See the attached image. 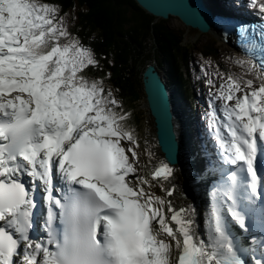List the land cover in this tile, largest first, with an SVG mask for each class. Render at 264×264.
Here are the masks:
<instances>
[{
  "label": "snow or ice",
  "instance_id": "snow-or-ice-1",
  "mask_svg": "<svg viewBox=\"0 0 264 264\" xmlns=\"http://www.w3.org/2000/svg\"><path fill=\"white\" fill-rule=\"evenodd\" d=\"M248 6L258 21L233 25L246 58L210 98L219 180L200 231L174 186L145 190L131 113L110 73L87 74L100 61L68 13L0 0V264H264V0ZM174 171L161 161L152 179Z\"/></svg>",
  "mask_w": 264,
  "mask_h": 264
},
{
  "label": "trees",
  "instance_id": "trees-1",
  "mask_svg": "<svg viewBox=\"0 0 264 264\" xmlns=\"http://www.w3.org/2000/svg\"><path fill=\"white\" fill-rule=\"evenodd\" d=\"M50 1L60 4L65 12H77L74 34L90 44L101 65L100 69H89L88 75L104 77L111 74L110 82L118 89L124 110L131 113L129 123L139 126L137 130L141 129L144 118L143 113L136 111L142 101L139 83H142L143 70L148 64L155 63L165 69L169 83H175L182 90V100L187 99L185 94L193 98L186 78L191 58L188 47L164 24L154 26L152 30L151 16L135 0ZM202 52L211 53L209 48Z\"/></svg>",
  "mask_w": 264,
  "mask_h": 264
},
{
  "label": "water",
  "instance_id": "water-1",
  "mask_svg": "<svg viewBox=\"0 0 264 264\" xmlns=\"http://www.w3.org/2000/svg\"><path fill=\"white\" fill-rule=\"evenodd\" d=\"M146 11L150 20V28L166 25L172 32L181 37L182 44L192 47L194 42H201L213 56L218 50L217 41H223L222 35L214 30L206 17L201 14L200 0H135ZM202 2V1H201ZM178 23L172 27L170 22ZM225 51V48H224ZM143 86L147 107L154 120L156 142L165 158L170 163L178 160V150L173 135V125L166 107V88L154 66H149L143 74ZM164 87V88H163Z\"/></svg>",
  "mask_w": 264,
  "mask_h": 264
},
{
  "label": "bare ground",
  "instance_id": "bare-ground-1",
  "mask_svg": "<svg viewBox=\"0 0 264 264\" xmlns=\"http://www.w3.org/2000/svg\"><path fill=\"white\" fill-rule=\"evenodd\" d=\"M223 45V44H222ZM164 88V87H163ZM165 88H166V101L171 109V112L173 114L174 117V122L176 124V131L177 132H181V134L183 135V145L185 147V152L187 154V156L189 157V160L191 162V168H190V172H191V176L193 179L194 184L192 183V181H189V185H190V192L187 194L188 192L183 191L182 186L178 185L176 188L179 191V193L185 194V201H183L182 205H179L174 199V193H172V195L170 197H167V199L171 200L172 204L176 207V208H181V207H187L189 205L194 206L197 209V225L198 227H201V231H203V226L201 225L202 223V216H201V211L203 209V206H205V198H204V193L206 191H208V183L206 180V175L211 174V172L209 170H207L203 163L200 161V159L198 158V155L196 153V151H194V147L193 144L191 142V134H190V126L192 121L194 120V117L189 114V113H185V111H183L178 105H174L171 103L170 100H173L176 96H175V92H179V90H181L180 88L177 87V89H172L171 85H169V81L166 78V82H165ZM168 93H170V96L168 95ZM179 97V96H177ZM170 98V99H169ZM151 140H153L155 147L153 148V160L152 163L145 169V171L147 172L149 168H151V170L149 172H147L146 174H141V176L145 177L146 179H149L152 183V187L151 189H149L147 186H145V190L146 191H151L154 192L156 195H160V196H164L165 193H159V191L156 188V184L158 182H164L167 185V188H172L173 184H175V182L171 181V177L168 180H163V179H156L153 180L152 179V172L154 167L161 161H164L163 158V153L161 152L160 148L157 146L158 144H156V135H155V131L152 135ZM150 144V140L148 139L146 141V145ZM208 146L211 147V145L208 144ZM190 148H191V152H190ZM162 155V156H161ZM165 162H168L165 160ZM190 162L188 161V164H190ZM157 163V164H156ZM177 161L172 162V165L177 169L180 170L181 167H183L182 165H176ZM148 165V164H147ZM197 171H199V174H197ZM176 176V175H175ZM201 181V183H200ZM185 185V183H184ZM162 192V190H160ZM157 192L159 194H157ZM178 194V193H177Z\"/></svg>",
  "mask_w": 264,
  "mask_h": 264
},
{
  "label": "rangeland",
  "instance_id": "rangeland-1",
  "mask_svg": "<svg viewBox=\"0 0 264 264\" xmlns=\"http://www.w3.org/2000/svg\"><path fill=\"white\" fill-rule=\"evenodd\" d=\"M77 18V15L75 13H68V21H69V26H71V24L74 22L73 20ZM170 22V21H169ZM170 25L172 27H179L178 23L176 22H170ZM206 40L205 39H201V42H194V45L192 47H189V52H193L192 53V59H196L197 58V54H201L200 51H202L203 47L202 45L204 44L203 42H205ZM217 41V46H218V50L216 51V53L218 54V56L222 59H225L226 61L229 59V56L226 54V52L224 51V46L226 45L223 41ZM223 44V45H222ZM188 53V51H187ZM190 63V62H189ZM227 63H229V65H231L232 67H234L230 61H228ZM213 68V65H212V60L211 59H204L202 64L200 65V72L201 74H205L209 69ZM210 74V72L208 71V75ZM208 81V80H207ZM139 83V82H138ZM139 85L141 86L140 88V92H141V96H142V102L139 104L138 107H140V110L142 113H145V123H144V130L146 131V135H145V138L142 137V139L144 138V141H145V144H146V141L149 139L150 140V144L149 145H144V141L142 142V139H141V147H139L137 149V151L140 153L144 147V149H147L149 152H152V149H151V146H153V148L155 147V144L153 142V140H151L152 138V135L155 131V126H154V120H153V117L151 116L150 112H149V109L147 107V101H146V96H145V93H144V89H143V84L142 83H139ZM145 133V132H144ZM153 144V145H152ZM143 149V150H144ZM153 155V154H152ZM140 162L142 161H149L145 151H144V155L142 156V153L140 154ZM152 163L149 162V165ZM149 165H146L147 167ZM183 167L180 168V171L179 169H177L176 171V168L177 167H174L173 168L175 169L174 171V174L173 176L171 177V181L172 182H175L176 180H178V182L180 183V185L184 188L185 186H187V179L186 177L184 176V164H182ZM146 167V168H147ZM179 171V172H178ZM178 172V173H177ZM175 173H176V176H175ZM175 180V181H174ZM185 183V185H184ZM163 184L165 188H167V185L164 183V182H158L156 184V188L157 190L160 192V193H163V191L161 192V188H160V185ZM175 184H173L174 186ZM176 192V193H175ZM174 192V196H173V199L179 203L182 202V200L184 199V195H180L179 192L177 190H175ZM178 193V194H177ZM199 230L201 231V227H198Z\"/></svg>",
  "mask_w": 264,
  "mask_h": 264
},
{
  "label": "clouds",
  "instance_id": "clouds-1",
  "mask_svg": "<svg viewBox=\"0 0 264 264\" xmlns=\"http://www.w3.org/2000/svg\"><path fill=\"white\" fill-rule=\"evenodd\" d=\"M203 51V50H202ZM202 51H200V52H202ZM210 55H212V54H210ZM142 79H143V77H142ZM108 81L110 82V78H108ZM111 83V82H110ZM169 85H171V87H172V89H177V86H175V83H173V84H169ZM116 87V86H115ZM175 94V96H184V94H182V90H179V92H175L174 93ZM179 99V98H178Z\"/></svg>",
  "mask_w": 264,
  "mask_h": 264
}]
</instances>
